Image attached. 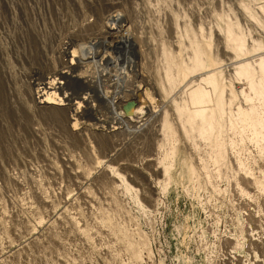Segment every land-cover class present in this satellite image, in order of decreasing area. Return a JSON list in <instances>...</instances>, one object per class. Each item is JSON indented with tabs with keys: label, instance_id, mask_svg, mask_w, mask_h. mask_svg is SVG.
I'll list each match as a JSON object with an SVG mask.
<instances>
[{
	"label": "rangeland",
	"instance_id": "obj_1",
	"mask_svg": "<svg viewBox=\"0 0 264 264\" xmlns=\"http://www.w3.org/2000/svg\"><path fill=\"white\" fill-rule=\"evenodd\" d=\"M263 54L264 0H0V264H264Z\"/></svg>",
	"mask_w": 264,
	"mask_h": 264
},
{
	"label": "bare ground",
	"instance_id": "obj_2",
	"mask_svg": "<svg viewBox=\"0 0 264 264\" xmlns=\"http://www.w3.org/2000/svg\"><path fill=\"white\" fill-rule=\"evenodd\" d=\"M118 25V24H117ZM116 25V27H111L110 28V30H113L112 32H117L118 34H115L114 35V39L112 40H109L110 42H112L113 44H114V46H115V48H116V52H118L119 54H120V56H121V58H122V60L126 63V65L127 66H129V71L131 72V73H133L134 74V68H135V66L133 65V67H132V60L133 59H129V58H127V52L129 51V52H132V54L135 56L136 55V52H135V50H133L132 48H131V46L133 45V43L129 40V37L128 36H130V35H128V32H127V29H124V31L123 32H118L119 31V26H117ZM121 26H123V25H121ZM231 29H228V36L227 37H231L232 36V33H231V31H230ZM130 38H132V37H130ZM99 41V40H98ZM107 40L105 39V38H103V37H101L100 38V41L98 42V44H101V46L102 45H104V43L106 42ZM81 42V44L82 45H80L82 48H84V50H85V53L87 54H89V52H88V49H90V47H88V46H86V47H84V41H80ZM97 42V41H96ZM93 44H94V42H93ZM91 45V44H90ZM96 45V44H95ZM118 45V46H117ZM97 46V45H96ZM117 46V47H116ZM122 46V47H121ZM92 47L94 48V46L92 45ZM99 47V46H98ZM80 48V47H79ZM131 48V49H130ZM99 49V48H98ZM93 50V49H92ZM238 50H242V51H244V47H243V42H242V40L239 42V44H238ZM76 51L77 50H74V52L76 53ZM80 52H84V51H80ZM66 53H68V51H65V54ZM73 53V51L69 54L70 56L68 57V59H67V61L66 62H68L69 61V63H70V65L71 66H73V68L74 69H72V70H70V73L71 74H69V73H67V71L65 72L62 68L60 69V70H58L57 71V74L58 75H63V77H61V78H66V79H69V80H74V79H77V74L78 73H76L75 74V66L77 65V63L78 62H82V61H79L78 59H77V57L76 58H74V57H72V54ZM91 54V58L92 57H95L94 55H97V53H96V51H94V52H92V53H90ZM67 55V54H66ZM77 55V54H76ZM102 55V54H101ZM120 56L117 54V57L118 58H120ZM174 56V55H173ZM88 57H90V56H88ZM72 58V59H71ZM78 58H80V57H78ZM120 58V59H121ZM171 58H173L172 56H171ZM175 58V57H174ZM81 59V58H80ZM98 58H96V60H93L92 62L93 63H95L96 65H97V62L98 61H100L101 60V57L97 60ZM103 59V58H102ZM66 62L64 63V64H66ZM68 63V64H69ZM256 63H254V65H255ZM250 65H251V63H248V62H245V63H243V64H241V67H246V70L244 71V73L247 75L248 73H249V68H251L250 67ZM257 65H258V67H259V69H260V71H261V79H264V54L262 55V56H260L259 57V62L257 63ZM71 66H69V65H67V67H71ZM78 66V65H77ZM62 67H64V66H62ZM249 67V68H248ZM69 68H68V70H69ZM81 69V68H80ZM248 69V70H247ZM79 72H83V71H79ZM187 73V72H186ZM80 74V73H79ZM184 74V73H183ZM177 75H178V73H177ZM177 75H176V77H177ZM112 77V79H121L120 78V76H119V74L117 73V74H114V75H112L111 76ZM79 79V78H78ZM82 79V78H81ZM85 79H88V78H86L85 77ZM177 79V78H176ZM179 79V78H178ZM95 81H99V79H95ZM62 81H55V86H53L52 84H50V83H48V82H38V81H36V82H34V85H35V92L38 94V96H37V101L38 102H54V97H52V95L56 92V90H58L59 91V84H61L60 86H61V89L63 88V90H65V88H67V83L66 82H62ZM61 91V90H60ZM60 93V92H59ZM131 93H133V92H131ZM193 93V92H192ZM133 95H135V101H136V94L134 93ZM205 97H206V95H205V93L203 92V91H201V92H198V93H196V95L193 97V98H190L191 99V103L192 104H197V103H201L204 99H205ZM122 97L120 96V98L119 99H121ZM137 98H138V100L140 101L141 100V98H142V95L140 96V94H139V92L137 93ZM59 99V98H58ZM85 99V98H84ZM84 99H77V100H75V101H73L71 104H70V106H74V105H76V104H78L79 102H80V100L83 102L84 101ZM58 101V100H57ZM56 101V102H57ZM81 102V103H82ZM55 103V102H54ZM114 103H112L111 104V106L113 105ZM196 106V105H195ZM184 108H186V107H184ZM196 118H198V122H199V132H204L205 130H207L208 128H210L211 127V121H207L206 120V118H205V116H204V114H203V110H194V113H193V116L192 117H190L188 120H191V119H196ZM197 122V123H198ZM194 123V122H193ZM208 126H210V127H208Z\"/></svg>",
	"mask_w": 264,
	"mask_h": 264
}]
</instances>
